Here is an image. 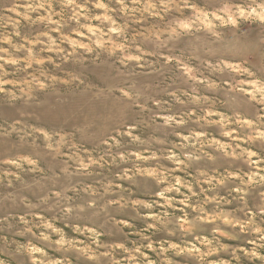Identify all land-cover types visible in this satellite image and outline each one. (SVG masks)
Returning a JSON list of instances; mask_svg holds the SVG:
<instances>
[{
  "label": "clouds",
  "instance_id": "obj_1",
  "mask_svg": "<svg viewBox=\"0 0 264 264\" xmlns=\"http://www.w3.org/2000/svg\"><path fill=\"white\" fill-rule=\"evenodd\" d=\"M0 264H264V0H0Z\"/></svg>",
  "mask_w": 264,
  "mask_h": 264
}]
</instances>
